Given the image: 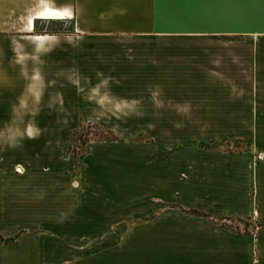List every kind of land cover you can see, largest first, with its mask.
<instances>
[{
    "label": "crops",
    "instance_id": "crops-1",
    "mask_svg": "<svg viewBox=\"0 0 264 264\" xmlns=\"http://www.w3.org/2000/svg\"><path fill=\"white\" fill-rule=\"evenodd\" d=\"M18 37L60 98L4 153L0 70V264H264V0H0V65ZM82 121L154 128L50 150L44 126Z\"/></svg>",
    "mask_w": 264,
    "mask_h": 264
},
{
    "label": "rangeland",
    "instance_id": "rangeland-1",
    "mask_svg": "<svg viewBox=\"0 0 264 264\" xmlns=\"http://www.w3.org/2000/svg\"><path fill=\"white\" fill-rule=\"evenodd\" d=\"M19 41L17 45H14L13 48L17 50L14 52L15 54H19L18 57H14L17 60H10L7 55H4L6 51L3 52V56L1 61L3 62L0 65V70L5 78V82L12 83V86H6L2 89L3 95V104L5 106H11L13 104V116L12 121L9 122L7 126L3 127L2 130V145L4 153L6 150H9L14 147H19L23 141V131L24 128L27 129L29 135H33L36 133L34 127H25L21 126L20 124L25 121L29 117V115H35L40 111V108L43 105L49 107V105L53 106L56 101H59V94L51 93L50 100L43 103L41 97V90L43 88L42 79L43 73L41 72V77L39 76V82L33 83L29 77L26 76L28 73V69L32 68L33 71H42L43 70V62L41 59H38L35 52H33V46H26L22 45L24 38L18 37ZM10 45L4 46V49ZM36 54V55H35ZM41 55V54H40ZM36 56V57H35ZM22 59H30L24 61ZM18 68H17V66ZM28 65V67H27ZM19 70V75L17 72ZM47 68L45 72L47 73ZM32 71V72H33ZM64 72V71H62ZM68 74V73H67ZM40 75V73L36 74ZM22 78V79H21ZM42 78V79H41ZM37 81V78H36ZM53 79H50L52 82ZM23 84V85H22ZM25 86L23 92L19 95L17 99V94L20 91V86ZM28 90V92H26ZM86 99L91 102H94L96 98H101L98 94H89L85 95ZM103 99V98H101ZM102 102L99 107H103L102 114H113L114 116H120L124 112L122 110L123 104L113 102L111 100ZM104 100V99H103ZM16 101V102H15ZM108 102V103H107ZM101 111V110H100ZM99 111V113H100ZM132 111V110H131ZM127 113V112H126ZM32 117V116H31ZM154 127H140V126H124V125H112V126H105L99 125L95 122H80L76 126H44L43 130H46L47 140L50 142L49 146L51 147L50 150H57L58 148L61 151H64L67 157H71L72 155L77 157L80 156L86 148L91 143L96 142H108V141H145L152 139V132L150 129ZM205 143L206 145H220L222 147H233L243 150H249L251 147L250 142L244 139L235 140V141H223L219 144V141H210V142H201ZM255 152H260V147L257 146L254 148ZM154 165H158L156 161L153 160ZM84 163L79 162V165H83ZM77 169V168H76Z\"/></svg>",
    "mask_w": 264,
    "mask_h": 264
},
{
    "label": "bare ground",
    "instance_id": "bare-ground-1",
    "mask_svg": "<svg viewBox=\"0 0 264 264\" xmlns=\"http://www.w3.org/2000/svg\"><path fill=\"white\" fill-rule=\"evenodd\" d=\"M51 9H49V8H46V5H44V10H43V12L41 13L43 16H46V15H49V16H51V15H54L53 14V12H48V11H50Z\"/></svg>",
    "mask_w": 264,
    "mask_h": 264
},
{
    "label": "trees",
    "instance_id": "trees-1",
    "mask_svg": "<svg viewBox=\"0 0 264 264\" xmlns=\"http://www.w3.org/2000/svg\"><path fill=\"white\" fill-rule=\"evenodd\" d=\"M186 212H188V211H186ZM189 212H190L191 214H196V215H205V214L200 213V212L197 211V210H189Z\"/></svg>",
    "mask_w": 264,
    "mask_h": 264
}]
</instances>
